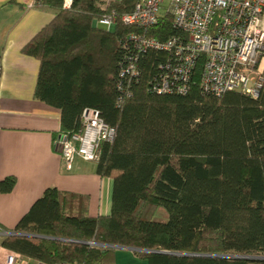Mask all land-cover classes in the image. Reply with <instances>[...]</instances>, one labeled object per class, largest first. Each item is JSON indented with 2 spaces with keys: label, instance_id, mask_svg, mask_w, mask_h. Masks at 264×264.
I'll use <instances>...</instances> for the list:
<instances>
[{
  "label": "trees",
  "instance_id": "1",
  "mask_svg": "<svg viewBox=\"0 0 264 264\" xmlns=\"http://www.w3.org/2000/svg\"><path fill=\"white\" fill-rule=\"evenodd\" d=\"M100 0H35L54 17L22 48L38 60L34 97L57 107L61 129L80 127L84 108H95L115 128L99 145L96 172L110 177L107 215L88 214L89 197L48 187L0 244L42 264H113V245L136 248L148 264H264V83L258 97L199 86L201 65L185 94L148 92L162 53L139 54L141 75L120 97L118 72L130 53V32L93 21L130 0L100 7ZM175 33L163 15L146 30L164 39ZM14 176L0 180L10 191ZM161 210L165 219H155ZM31 234V235H24ZM94 241L105 246H90ZM147 250L185 253L174 255Z\"/></svg>",
  "mask_w": 264,
  "mask_h": 264
},
{
  "label": "built area",
  "instance_id": "2",
  "mask_svg": "<svg viewBox=\"0 0 264 264\" xmlns=\"http://www.w3.org/2000/svg\"><path fill=\"white\" fill-rule=\"evenodd\" d=\"M72 0H63L68 8ZM124 0H100L104 8ZM163 15L171 17L175 33L164 39L146 30L156 26ZM122 24L143 30L130 32V53L126 52L118 72L120 97H131L128 86L138 81L141 71L139 54L148 50L162 53L155 60V72L146 85L148 92L185 94L196 69L201 65L199 86L204 93L220 96L227 91L259 96L264 83V0H130V7L117 13L110 10L95 24L114 28L116 17ZM115 128L95 108L86 107L80 127L73 132L61 131L53 147L64 166L75 158L96 161L99 145L111 142ZM11 230L0 226V234ZM90 246H105L94 241ZM5 264H26L19 253L7 256ZM80 264V263H78Z\"/></svg>",
  "mask_w": 264,
  "mask_h": 264
},
{
  "label": "crops",
  "instance_id": "3",
  "mask_svg": "<svg viewBox=\"0 0 264 264\" xmlns=\"http://www.w3.org/2000/svg\"><path fill=\"white\" fill-rule=\"evenodd\" d=\"M34 1L0 0V180H16L10 191L0 192V226L5 230H13L48 187L87 195L90 216L107 215L111 208V178L99 175L93 161L75 158L69 168L64 166L53 147L62 131L60 109L34 97L39 62L21 48L55 14ZM11 253L0 244V264ZM113 264L148 262L123 246L114 248Z\"/></svg>",
  "mask_w": 264,
  "mask_h": 264
},
{
  "label": "water",
  "instance_id": "4",
  "mask_svg": "<svg viewBox=\"0 0 264 264\" xmlns=\"http://www.w3.org/2000/svg\"><path fill=\"white\" fill-rule=\"evenodd\" d=\"M93 26H95V21H93ZM12 234H17L16 232H8V235H12ZM24 235H31V234H24ZM114 248L116 247H123L121 245H113ZM127 247L131 250H136V248L133 247H128V246H124ZM149 252H159V253H166V254H174V255H188L185 253H173V252H166V251H155V250H147ZM225 257H235V258H245V259H264V256H246V255H225Z\"/></svg>",
  "mask_w": 264,
  "mask_h": 264
},
{
  "label": "rangeland",
  "instance_id": "5",
  "mask_svg": "<svg viewBox=\"0 0 264 264\" xmlns=\"http://www.w3.org/2000/svg\"><path fill=\"white\" fill-rule=\"evenodd\" d=\"M100 27H102V25H99ZM107 28V27H106ZM155 219H158V220H162V219H165V214L161 211V210H158L155 214ZM138 249H136L135 251H137ZM140 251V250H138Z\"/></svg>",
  "mask_w": 264,
  "mask_h": 264
}]
</instances>
